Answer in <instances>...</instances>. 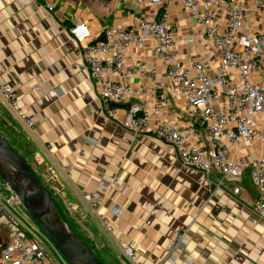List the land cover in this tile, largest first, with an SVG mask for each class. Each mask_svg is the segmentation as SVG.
<instances>
[{
    "label": "crops",
    "instance_id": "0c3cea01",
    "mask_svg": "<svg viewBox=\"0 0 264 264\" xmlns=\"http://www.w3.org/2000/svg\"><path fill=\"white\" fill-rule=\"evenodd\" d=\"M136 17L111 0H0V82L13 87L34 120L27 127L0 97V133L108 264H132L119 240L145 264H264V219L253 212L257 191L249 171L220 185L216 168L207 176L182 167L171 145L123 128L125 104L114 119L103 113L68 29L85 21L95 37ZM178 19L171 14L173 23ZM181 110L170 98L169 111L184 120ZM102 184L108 189L94 210L82 193ZM99 213L109 217L111 232Z\"/></svg>",
    "mask_w": 264,
    "mask_h": 264
},
{
    "label": "built area",
    "instance_id": "2783aa9c",
    "mask_svg": "<svg viewBox=\"0 0 264 264\" xmlns=\"http://www.w3.org/2000/svg\"><path fill=\"white\" fill-rule=\"evenodd\" d=\"M111 1L114 9L129 5L136 19L95 37L85 21L76 19L68 29L103 113L114 119L117 105L125 104L123 128L171 145L182 167L207 176L216 168L220 185L249 171L257 191L253 212L264 219V0ZM0 97L27 127L34 125L7 81L0 82ZM170 98L181 102L184 120L169 111ZM4 188L0 264H51V251L67 264L41 230L17 212L19 200ZM106 189L102 184L82 196L97 210ZM98 216L111 232L109 217ZM118 242L132 264H145L131 246Z\"/></svg>",
    "mask_w": 264,
    "mask_h": 264
},
{
    "label": "water",
    "instance_id": "95a60500",
    "mask_svg": "<svg viewBox=\"0 0 264 264\" xmlns=\"http://www.w3.org/2000/svg\"><path fill=\"white\" fill-rule=\"evenodd\" d=\"M0 179L67 264H105L67 226L34 170L1 133Z\"/></svg>",
    "mask_w": 264,
    "mask_h": 264
},
{
    "label": "rangeland",
    "instance_id": "374dc122",
    "mask_svg": "<svg viewBox=\"0 0 264 264\" xmlns=\"http://www.w3.org/2000/svg\"><path fill=\"white\" fill-rule=\"evenodd\" d=\"M8 197V190L4 188V183L3 181L0 179V199L3 200V198ZM2 202V201H1ZM3 205V203H2ZM4 206V205H3ZM5 207V206H4ZM7 208V207H5ZM15 208L17 210V212L23 217L26 218L28 220H30L28 214L26 213V211L23 209V207L21 205H15ZM64 209V208H63ZM31 221V220H30ZM70 224V226L74 227L75 230L82 236V237H87L89 240H91V238L89 237V235L86 233V231L84 229H82V226L76 222V219L74 216H70L69 219L67 220ZM22 222V221H21ZM65 222V221H64ZM31 225L38 230V228L36 227V225L31 221L30 222ZM66 223V222H65ZM67 224V223H66ZM21 227L22 225L19 224ZM68 226V225H67ZM69 227V226H68ZM49 255V260L51 264H61V262L58 260V258L56 257V255L54 254L53 251H51L50 253H48ZM104 260V259H103ZM105 264H108L106 261H104ZM111 264V263H109Z\"/></svg>",
    "mask_w": 264,
    "mask_h": 264
},
{
    "label": "trees",
    "instance_id": "16d2710c",
    "mask_svg": "<svg viewBox=\"0 0 264 264\" xmlns=\"http://www.w3.org/2000/svg\"><path fill=\"white\" fill-rule=\"evenodd\" d=\"M11 145V144H10ZM12 146V145H11ZM14 149V148H13ZM15 150V149H14ZM16 151V150H15ZM37 175V174H36ZM38 177V175H37ZM39 178V177H38ZM41 181V180H40ZM41 183L44 185V187L48 190V192L50 193L51 195V198H52V201L60 215V217L67 223V225L69 226V228L71 229V231H73L77 236H79L83 241L84 243L87 245V247L97 256L98 259H100L102 262H104L99 253L97 252L96 250V247L94 245V242L93 240H89L87 237H82L76 230L74 227L70 226L69 222L67 221L69 219V217L71 215H69L66 211V209L63 207L61 201H59V199H57L55 196H53L52 192H51V189L49 187H47V185H45L42 181ZM64 208V209H63ZM105 263V262H104Z\"/></svg>",
    "mask_w": 264,
    "mask_h": 264
}]
</instances>
